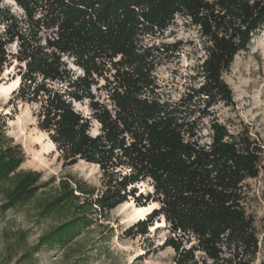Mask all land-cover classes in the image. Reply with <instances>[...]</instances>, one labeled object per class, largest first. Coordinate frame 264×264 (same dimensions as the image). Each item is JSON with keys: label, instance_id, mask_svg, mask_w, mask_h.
I'll return each instance as SVG.
<instances>
[{"label": "trees", "instance_id": "1", "mask_svg": "<svg viewBox=\"0 0 264 264\" xmlns=\"http://www.w3.org/2000/svg\"><path fill=\"white\" fill-rule=\"evenodd\" d=\"M12 2L19 13L0 0V81L8 69L10 80L19 79L8 100L13 113L17 104L34 105V126L63 164L94 165L101 176L96 195L63 183L59 195L39 206L38 217L45 219L69 210L81 195L70 216L40 236L17 264L31 262L42 249H65L93 225L91 214L105 221L128 199L158 208L122 234L144 237L162 217L168 235L160 249L173 252L172 264H254L259 239L244 208L243 185L258 177L262 149L247 132L230 133L211 110L232 105L223 74L264 29V0ZM176 17L197 29L204 56L172 100L154 73L180 46L147 41ZM81 104L88 115L76 109ZM7 118L0 120V217L47 186L39 173L20 170L25 153L5 132ZM142 182L151 187L145 195L135 188ZM26 238L20 232L9 245L23 246ZM12 257L7 254L4 264Z\"/></svg>", "mask_w": 264, "mask_h": 264}, {"label": "rangeland", "instance_id": "2", "mask_svg": "<svg viewBox=\"0 0 264 264\" xmlns=\"http://www.w3.org/2000/svg\"><path fill=\"white\" fill-rule=\"evenodd\" d=\"M4 1L19 13L12 1ZM147 42L155 45L179 44L178 52L163 60L154 73L163 96L177 99L191 82L194 68L204 56L203 40L197 29L181 17H176L167 31L154 41ZM10 71L4 72L0 84L11 81L8 73L13 72ZM76 73L79 71L76 70ZM223 80L232 92V105L214 106L211 110L213 117L232 134L247 132L262 149L259 175L244 183L243 193L244 208L254 217L259 239V251L254 264H264V29L254 34L246 51L234 57L229 71L223 74ZM93 93L100 101L105 98L103 92L93 90ZM9 98L10 95L0 93V120L3 115H8L4 130L25 153L20 170L39 173L41 183L47 186L26 205L0 217V264L5 263L7 254L13 255L9 264H17L25 250L35 245L40 236L66 220L71 213L68 211L81 202V195L74 192L80 199L69 210L45 219L38 217L39 206L59 195L63 183L73 190L78 186L92 191L94 195L101 189V176L96 166L84 162L65 166L58 158V153L50 148L46 135L35 128V106L17 104L16 113H13ZM76 109L85 116L89 114L85 104L76 105ZM204 123L206 125L207 121ZM97 133L98 126L93 123L90 134L95 136ZM201 134L203 141L207 140V131L203 130ZM135 188L143 195L151 191L147 182L139 183ZM128 202L108 212L105 221L98 214H91L93 225L85 228L65 249H42L31 262L25 264H172L173 252L168 248L160 249L168 235L162 217L156 218L144 237L131 238L122 234L138 221L134 215L135 204L131 199ZM156 206L155 209L158 208ZM20 232L26 233V243L11 247L9 244L14 242Z\"/></svg>", "mask_w": 264, "mask_h": 264}, {"label": "bare ground", "instance_id": "3", "mask_svg": "<svg viewBox=\"0 0 264 264\" xmlns=\"http://www.w3.org/2000/svg\"><path fill=\"white\" fill-rule=\"evenodd\" d=\"M6 70V72H8ZM19 79H13L8 83L0 84V93H5L10 95L13 90H15L18 86ZM43 134V133H42ZM46 140V139H45ZM50 148H52L53 151H55L54 145L48 140ZM125 204H129V202H125ZM156 203H150L148 206H136L134 208V215L138 218V220H141L145 218L147 215H149L157 206Z\"/></svg>", "mask_w": 264, "mask_h": 264}, {"label": "water", "instance_id": "4", "mask_svg": "<svg viewBox=\"0 0 264 264\" xmlns=\"http://www.w3.org/2000/svg\"><path fill=\"white\" fill-rule=\"evenodd\" d=\"M10 1H12V0H10Z\"/></svg>", "mask_w": 264, "mask_h": 264}]
</instances>
